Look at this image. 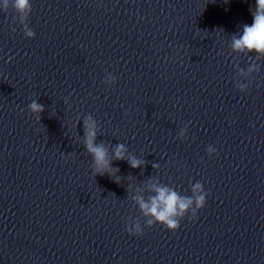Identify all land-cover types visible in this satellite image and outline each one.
<instances>
[{
    "label": "clouds",
    "instance_id": "9594fccd",
    "mask_svg": "<svg viewBox=\"0 0 264 264\" xmlns=\"http://www.w3.org/2000/svg\"><path fill=\"white\" fill-rule=\"evenodd\" d=\"M11 8L16 13L18 22L23 27L26 38H35V32L29 27L28 19L32 11L31 0H0V10L7 12ZM252 23L244 24L242 32L231 35L230 47L233 52L255 54L257 59L264 58V0H255L254 9L251 10ZM16 29L13 28L12 31ZM256 70L255 65H249L248 71ZM116 77L109 74L105 84H114ZM236 87L240 91L246 90V85L239 84ZM33 114H40L44 111V106L33 100L28 105ZM84 140L83 144L87 153L92 157L93 168L96 175H109L113 177L118 168H113V160L126 161L133 169L142 168L145 162L135 155L130 154L128 148L123 143H117L111 157L104 142H97L96 121L91 116L83 120ZM183 130L180 131L179 138H183ZM209 154L216 151L215 148L207 149ZM158 167V165H153ZM119 183L118 179L116 180ZM149 191L152 193L147 199L143 195L134 197L136 206L144 218L145 225L151 227L154 224L163 225L167 230L175 232L180 228V221L191 213L195 217L198 210L206 204L207 193L201 182H195L191 186V195H181L174 188L161 185L159 182L150 185ZM126 231L133 236L143 234V227L139 221H134L126 225Z\"/></svg>",
    "mask_w": 264,
    "mask_h": 264
}]
</instances>
